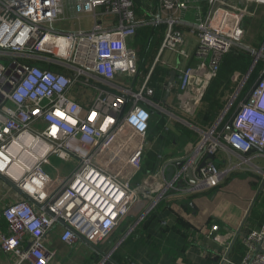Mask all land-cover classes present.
I'll use <instances>...</instances> for the list:
<instances>
[{
	"label": "built area",
	"instance_id": "built-area-1",
	"mask_svg": "<svg viewBox=\"0 0 264 264\" xmlns=\"http://www.w3.org/2000/svg\"><path fill=\"white\" fill-rule=\"evenodd\" d=\"M259 5L264 0H0V177L8 198L0 247L14 264H63L51 246L55 233L69 249L89 245L93 264H120L105 245L141 199H151V211L162 199L217 188L236 172L264 179V41L244 43L246 10ZM84 15L93 19L89 29L57 26ZM143 27L150 30L141 54L134 43ZM234 48L254 59L244 76H233L237 87L219 117L195 126L200 137L191 152L158 153L156 170L144 176L154 114L173 119L165 130L187 123L155 99L156 67L168 69L164 76L176 71L171 88L182 112L193 115ZM52 157L71 164L58 183L47 168ZM212 232L224 247L219 264H264V219L236 231L215 223Z\"/></svg>",
	"mask_w": 264,
	"mask_h": 264
},
{
	"label": "crops",
	"instance_id": "crops-1",
	"mask_svg": "<svg viewBox=\"0 0 264 264\" xmlns=\"http://www.w3.org/2000/svg\"><path fill=\"white\" fill-rule=\"evenodd\" d=\"M258 12H260V10ZM258 12L251 17L249 16L250 22H245V26L248 30H250L253 25V23L251 24V20L253 22L255 18L258 17ZM191 38L195 43V37L192 36ZM134 44L141 53L143 46L139 37L135 40ZM159 47L160 46H157V42L153 43L154 54L158 51ZM239 73L240 72H236L233 76H239ZM244 75L240 74V76ZM233 76L232 82L235 84L236 88L237 81L233 80ZM140 77L143 78L146 76ZM170 77L171 72L170 76L165 77L161 82L157 81V83L161 85L156 93L155 99L164 102L168 111L174 114H182L187 123L184 124L182 122L172 121L171 128L169 130L164 129L166 132L170 133L166 134V136L160 133H156L157 135L155 134V138L158 140H171L168 141L166 148L161 151L155 147L147 149V151L156 150L157 154L162 153L165 157L169 158L176 157L181 153L191 152L198 143L200 137V133L196 127L204 126L187 120L186 116L194 117L196 112L193 115L182 112L179 108L177 90L175 87H170V95L165 99ZM178 77L179 76H176L173 84L178 82ZM172 97L175 102L168 103V100ZM169 104L178 105L177 108H179L178 110H180V112L170 109L168 107ZM155 115L158 114L155 113L154 116ZM164 116L167 117V115ZM177 123H180V125ZM165 150H167L168 153H165ZM221 165L224 166L223 164ZM47 168L49 169V164ZM70 168L71 166L67 168L64 167L63 171L57 175L55 178L57 183L64 178ZM145 175H147V173H144V176ZM0 182L2 185L4 184L2 177H0ZM263 183L264 179L259 173L236 172L229 176L219 187L209 191L192 194L186 197H169L166 207L160 211H157L156 208L164 199L160 200L157 206L151 211H149L152 203L151 199L142 200L141 205H139L141 210L138 212L141 213V215L139 218L137 217L134 224L130 227L133 228V231L127 236L129 228L126 234L121 237L120 241L114 245L115 239L111 237L106 242L105 248H107V250L113 249V258L120 264H129L130 261L134 259L138 260L140 264H219L224 247L215 239L217 233L212 232L213 224L218 223L222 228H228L233 231L239 230L240 228L248 230L259 227L264 219V200L263 197H260L263 189L255 202L254 199ZM7 199L4 191H0V220L3 219L5 222L2 223L0 221V234L8 231L7 221L2 214V208L6 206ZM192 203H194L196 207H194ZM256 206H260V213L257 212L261 214V218H257V214H252ZM153 210H155V213L151 215L147 223H145L139 231L136 230L138 225L148 217ZM132 214L137 216L134 211ZM163 222L167 223L164 224ZM133 233L136 234L135 237L131 240H127ZM237 243L238 244L233 248V256L236 258L240 256L242 248L239 240ZM61 245L64 244L59 241L58 233H55L51 246L53 248H58L61 252ZM91 250L93 251L92 248ZM115 253L117 254L115 255ZM68 255L69 254H62L61 258L65 261ZM71 255L72 253L70 256ZM96 255L97 253L93 252L88 258H85L83 264H93L94 260L97 259ZM13 262V257L5 254L0 247V264H12Z\"/></svg>",
	"mask_w": 264,
	"mask_h": 264
},
{
	"label": "trees",
	"instance_id": "trees-1",
	"mask_svg": "<svg viewBox=\"0 0 264 264\" xmlns=\"http://www.w3.org/2000/svg\"><path fill=\"white\" fill-rule=\"evenodd\" d=\"M147 27L140 28L138 31L139 40L143 43L146 39V34H148ZM162 38L160 37L157 39V46H159ZM143 53V49L141 54ZM254 56L248 50L234 48L228 53L223 56L222 61L218 67V74L211 83L209 84L206 94L204 96L203 102L196 111L194 117L186 116L187 120L193 121L196 124H201L204 126L213 124L216 119L218 118L221 110L224 108L225 99L224 95L228 91H232L235 88V84L232 82V76L236 72H240L241 75H244L250 69ZM263 67V62H259L256 68L253 70L249 83L246 85L244 92H246L251 83L256 79L259 75L261 68ZM169 73L168 69L164 67L157 66L155 70L154 76L150 77V83L155 88L156 92L160 89V85L157 81H162L167 76H160V75H167ZM159 114V113H157ZM159 121L155 124V133H160L161 135L166 136V134L170 132H166L164 130L165 122L167 121V117L164 114H159ZM153 125V123H152ZM152 130V126L150 132ZM162 136V137H164ZM157 151L156 150H148L145 154L144 158V173L153 172L156 170L157 164ZM260 197H263L264 200V192L261 193ZM167 205V200H162L159 205L157 206L156 210L160 211L164 209ZM155 213V210L151 212V214L146 217L136 228V230H140V228L147 223L148 219ZM136 234H131L127 240H131L135 237ZM118 251V250H117ZM117 253H115L116 255ZM115 260V259H114Z\"/></svg>",
	"mask_w": 264,
	"mask_h": 264
},
{
	"label": "rangeland",
	"instance_id": "rangeland-1",
	"mask_svg": "<svg viewBox=\"0 0 264 264\" xmlns=\"http://www.w3.org/2000/svg\"><path fill=\"white\" fill-rule=\"evenodd\" d=\"M259 10H260V12H258ZM250 12H251L250 14H246L248 16L245 17V22L246 21L250 22L249 16L251 17L252 15L257 14V12H258V17H256L253 22L251 20V24L253 23V25H252L250 30L247 29L246 34H245L244 43L258 48L262 44V42L264 41V6L259 7V8H251ZM57 26H59L60 28L69 29V30L89 29L93 26V19L88 15H84L83 17H81L80 20H76L75 22L67 20L66 22L57 23ZM165 57L170 58V52L169 51L166 52ZM174 59L177 61L180 60V58L178 56H175ZM173 99H174L173 97L170 98L168 100L169 101L168 103L175 102ZM174 104H177V103H174ZM174 104L173 105L169 104L168 107L174 111L180 112V110H178L179 108H177L178 105H174ZM159 116L160 115H155L153 118L152 130L147 135V143H148L147 149L155 147L159 151H161V150L166 148L168 141H171L170 139H168V140L165 139V140L161 141V140H158L157 138H155L157 135L155 133L156 132L155 124L159 121ZM168 117L169 116L167 115V118ZM169 119L173 120L170 117H169ZM177 124L180 125V123H177ZM165 153H168V151L165 150ZM68 166H71V164L64 162V161H61V160H58L55 157H52L50 159V164H49V171H50L49 173L51 174L52 178L55 179L57 177V175L63 171L64 167L67 168ZM155 181L156 180H153V182H154L153 187L158 188L160 185L159 184L160 181L159 180H157L156 182ZM155 183L157 184V186ZM0 191H3V185L1 182H0ZM209 196H210V194H209ZM142 200H145V199H141L134 206V209H133L134 213L137 214V216L133 215L132 214L133 211H132L124 220H122L121 224L115 230V232H113L112 238L115 239L113 245L117 244L120 241L121 237L124 234H126L128 229L134 224V221L137 219V217L138 218L140 217L141 213H138V212H140V210H141V207L139 205H141ZM259 210H260V206L259 207L256 206L252 212L253 215L257 214V216H256L257 218H259V217L261 218V214H259L260 213ZM0 221L2 223H5L3 219H1ZM60 249H61V252L57 255L56 260L61 259L62 254L63 255L69 254L68 257L66 258V260L63 262V264H83L85 262V258H88L93 253V251L91 250V247L89 245L84 244V243H80L75 248L70 249V250L68 247L61 245ZM71 253H72V255H71L72 257L70 256ZM13 261L15 262L14 258H13ZM14 262L12 264H14ZM24 264H27V263H24Z\"/></svg>",
	"mask_w": 264,
	"mask_h": 264
},
{
	"label": "water",
	"instance_id": "water-1",
	"mask_svg": "<svg viewBox=\"0 0 264 264\" xmlns=\"http://www.w3.org/2000/svg\"><path fill=\"white\" fill-rule=\"evenodd\" d=\"M175 79H176V71H175V70H172V71H171V77H170L169 82H168V88H167V92H166L165 99H167L168 96L170 95V91H171V88H170V87H171V85L173 84V82L175 81ZM179 165H180V163H179ZM173 172H174V168H173V167H170V168H169V173H168V178H170V177L172 176ZM189 177H190V178L192 177L191 174H189ZM263 186H264V183L262 184L261 188L259 189V191H258V193H257V195H256V198L254 199V202L256 201L258 195L260 194V192H261ZM192 205H193L194 207H196V205H195L194 203H192Z\"/></svg>",
	"mask_w": 264,
	"mask_h": 264
},
{
	"label": "bare ground",
	"instance_id": "bare-ground-1",
	"mask_svg": "<svg viewBox=\"0 0 264 264\" xmlns=\"http://www.w3.org/2000/svg\"><path fill=\"white\" fill-rule=\"evenodd\" d=\"M261 6H263V5H259V6H256L255 8H258V7H261ZM254 8V7H253ZM251 9V8H250ZM250 9H247L246 10V14H250L251 12H250Z\"/></svg>",
	"mask_w": 264,
	"mask_h": 264
},
{
	"label": "clouds",
	"instance_id": "clouds-1",
	"mask_svg": "<svg viewBox=\"0 0 264 264\" xmlns=\"http://www.w3.org/2000/svg\"><path fill=\"white\" fill-rule=\"evenodd\" d=\"M260 105L264 108V96L262 98V101H261Z\"/></svg>",
	"mask_w": 264,
	"mask_h": 264
}]
</instances>
